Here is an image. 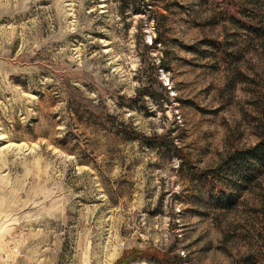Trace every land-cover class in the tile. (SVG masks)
Wrapping results in <instances>:
<instances>
[{
	"label": "rangeland",
	"instance_id": "374dc122",
	"mask_svg": "<svg viewBox=\"0 0 264 264\" xmlns=\"http://www.w3.org/2000/svg\"><path fill=\"white\" fill-rule=\"evenodd\" d=\"M221 12L0 0V264H264V179L218 208L198 178L264 138V41Z\"/></svg>",
	"mask_w": 264,
	"mask_h": 264
},
{
	"label": "trees",
	"instance_id": "16d2710c",
	"mask_svg": "<svg viewBox=\"0 0 264 264\" xmlns=\"http://www.w3.org/2000/svg\"><path fill=\"white\" fill-rule=\"evenodd\" d=\"M220 1L222 6L221 18L230 22L233 36L251 41H264V0ZM236 41L238 40L236 39ZM206 43L213 48L216 54L223 55L227 61L233 57L224 42L207 39ZM262 112L264 114V108H262ZM131 133L146 143L166 147L174 151L180 158L184 157V162L188 161V158L183 155L181 147L175 144L173 140L168 139L166 135L147 136L135 131H131ZM263 169L264 138H261L253 146L236 148L228 153L217 167L200 172L198 178L202 184L201 189L207 193L209 204L218 208H229L235 202L233 196L236 192L246 191L255 185L259 179H264ZM262 201L264 205V194ZM140 255L141 252L132 249L129 252H124L114 264H129L133 257ZM161 262L162 264H176L168 256L163 260L161 259Z\"/></svg>",
	"mask_w": 264,
	"mask_h": 264
}]
</instances>
